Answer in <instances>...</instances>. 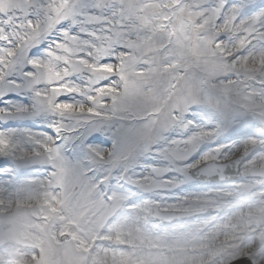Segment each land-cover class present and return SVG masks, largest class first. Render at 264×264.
Listing matches in <instances>:
<instances>
[{
	"label": "snow or ice",
	"instance_id": "obj_1",
	"mask_svg": "<svg viewBox=\"0 0 264 264\" xmlns=\"http://www.w3.org/2000/svg\"><path fill=\"white\" fill-rule=\"evenodd\" d=\"M0 264H264V0H0Z\"/></svg>",
	"mask_w": 264,
	"mask_h": 264
}]
</instances>
